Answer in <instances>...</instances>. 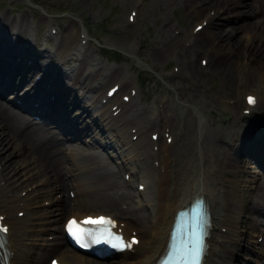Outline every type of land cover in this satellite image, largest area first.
Wrapping results in <instances>:
<instances>
[{
	"label": "bare ground",
	"instance_id": "1",
	"mask_svg": "<svg viewBox=\"0 0 264 264\" xmlns=\"http://www.w3.org/2000/svg\"><path fill=\"white\" fill-rule=\"evenodd\" d=\"M156 1L158 2V5L162 11H164V9H166L169 6L174 5L176 2V0H156ZM193 1L196 2L197 4L196 6L192 4ZM221 2L226 3L227 0H223ZM183 3H185L189 12L195 14L197 13L196 11H198V9L200 10L199 13L205 12L209 7L217 4V0H183ZM220 5L221 4H218V6ZM240 10L242 12L247 13L248 15H251L252 18L241 20V22L235 25H231L228 31L225 30L226 33H235L237 29H240L242 31V36H243L241 37L242 38L241 39L237 34H235L234 37L228 35L229 37H224L222 39V41L224 40L225 43L228 44L231 50L229 52L231 53V55L227 59L226 63L235 62L236 63L235 65H237V63L239 65L240 63L239 57L242 55L246 56L247 60H245V66L240 68V70L237 73V74H240L241 80L244 79L245 81L246 80L250 81L252 78L255 77V74L258 77L264 78V14L262 16V12H264V4H261V5L260 4L259 5L258 4H244V7H241ZM215 13L217 14V12ZM2 14L3 15H1L0 18L3 19V21H6L8 26L11 29H14L15 31L18 30V34L15 33L14 36H12L10 33V35L7 36L0 29V54L2 57L9 55L5 53L6 49L8 48L14 49V46H17L20 48V51L16 50L17 53L10 54L11 60L8 62V64L13 63V70L16 71L17 75L22 76L21 72L23 68L25 69L26 67L29 70L32 69L34 71L44 70L43 77L47 78V80L45 81L43 85L45 90L51 91V88H53L52 85H54V89L58 91V98L60 100L65 101L67 97H69L71 101H76V97L73 92L72 84H69L68 82H66L67 83L66 84L60 81V79H64L63 75H66V71L58 69L56 73H53L51 70H49L53 68L54 64L56 63L60 64L59 61L57 60L55 61V59L53 58L56 55L59 47H61V51L59 50L58 53L61 52L64 54H68L70 52V45L65 41L71 36L72 26H73L72 22L69 21L66 23L65 28L63 29L60 35V38L63 40L57 42L56 44L57 47L53 48L51 46L38 43L37 39L35 38H34V41H30L29 39L25 40V38L22 37L23 31H28L30 29L27 23L28 21L27 19H29L28 16L26 15L24 16L23 13H20L19 19H23V20L18 21V20H13L11 18H8L7 17L8 13L6 12H3ZM40 18L41 16H39V19ZM210 18L211 20H208L207 22H205L204 25H208L209 21L212 22L213 17H210ZM0 22L3 24L2 21ZM33 22L35 23V20H33ZM36 22L38 23V21ZM213 22L215 21L213 20ZM204 25H202L199 29H201ZM33 29L35 30V32H37L36 27ZM160 29H163V31L165 29L168 30L167 24H163V26L160 24ZM215 30L216 29L211 28L208 30L204 29L199 32L196 31L197 33H195L196 34L195 38L193 36L194 42L197 41L198 43L199 42L204 43V40L207 38V36H210L209 34L214 33ZM220 31H221V34L224 33V28H222V30ZM75 34L76 32L74 33V35ZM166 34H167V38H166L167 41L163 39L161 41V44L158 47L150 51V53L156 58H159V59L166 58V54H165L166 52L164 53V48L168 43V39H172L173 37H175L174 35H171L169 32H166ZM242 41H245V43ZM253 41L257 42L255 43L256 46L255 44H253L254 43ZM160 46L162 47L160 48ZM177 55H178V62L180 63V66L184 69H187L193 77H199L200 72H201L200 68H196L193 64L194 62L192 63L187 48L183 46H179L177 49ZM61 56H62L63 61L68 60V58L65 55L61 54ZM27 61H29L28 64H26ZM208 61L215 67L220 66L222 63L219 53L218 55H214L213 53H210ZM0 63L2 66L7 68L6 61L1 60ZM82 64H90V61L82 62L81 60L79 64L76 63L74 67H72L69 70L71 77L74 78L75 80L74 82H79V77H80L79 73H81L79 68L81 67ZM118 72L119 71L117 68L108 70V69H102L99 67L91 68L89 71L92 78H97V81H101V82H103V80L108 79L109 77H112L113 74H116ZM6 84H9V83H7V81L0 82V86H4ZM81 84L82 83H80V88H81L80 90L85 92ZM262 84L261 85L264 86V83ZM10 87L13 88L12 85H10ZM259 88L261 89L262 94H264V89H263L264 87H259ZM180 89L184 90L183 93L181 92L182 93L181 98L184 99L185 97H187V99L189 100H191L192 98H195L196 100L197 94L193 92L194 87H191V86L188 87V86L182 85ZM180 89H179V92H180ZM86 93L87 95L93 97L95 91H90L89 89L88 91H86ZM160 96L161 95H158L156 100H158ZM29 97H32V96H29ZM238 97H240V95ZM159 101H160L159 106H161V108H159V115H158V111L154 112L156 116H159L158 121L156 119H150L147 123L148 126H153V127L162 126L163 121L161 120L162 119L161 116H168L174 108L172 105L173 103L171 102L169 97L163 96L162 100H159ZM134 102L136 106L141 105L139 101L136 100V98ZM195 102L198 106H201V107L203 106L202 102L200 103L197 101ZM244 103L245 101L241 100V102L239 103L232 104V109L236 108V106L239 104L241 107V105ZM120 111H122V108H120ZM136 112H137V117L140 118L144 112V109L142 108H139L138 110L136 109ZM101 118H102V113H101ZM117 119H118V116H117ZM21 120H22L21 116H19L17 112H15V109L10 108L9 110H6L4 106L0 105V177L4 178V176L8 173L6 167L10 166L12 168L11 169L12 175L14 172L16 179H18L19 175L22 173L24 175L26 173V176L28 178L33 177L36 174L38 175L40 173V174H45L44 180L48 181L49 184L53 183L55 187L61 188L64 184V181L68 182V180L63 177H60L59 164L61 162V159H60L59 153L54 147L55 143L44 134L43 126H41L40 124H28V125H25L26 128H22L20 126V122H23V121ZM229 122L230 123H227V125L222 130L217 132L218 137L224 138L227 134H229L231 135L232 138L238 139L237 149H244L247 153H249V156H252L254 158L264 159V136L261 134V132L254 128L250 130H246V131H239L238 128L236 127L235 118L230 120ZM123 124H124L123 122H120V126L118 124L117 126L121 129V128H124ZM113 125L106 124L107 128H105L104 136L107 133H109L110 135H113L114 131L116 130L115 126ZM145 130H146V127L142 130V133H141V136L143 138H145ZM176 137H178L181 142L186 143L188 134L186 135V134L178 132L177 134L173 136V140H175ZM201 142H202V145H201ZM137 144L140 145L139 150L135 142L134 150L131 153L127 154L125 157H123L121 153V156L123 160L129 163L127 165H123V167L130 169L133 177H135V175L140 177L139 182L142 183V189L140 191L141 192L140 194L144 195L145 197L144 203H146L145 205H147L148 207V210H145V213L148 215L154 216L153 225L152 227H150V232H149L151 234V236L149 237L150 238L149 239L150 248H141L137 250L136 253L142 254V256L136 255L132 257H127V260L120 259V258L115 260V258H111L107 260L94 261L93 259L84 258V257L73 258L71 260L64 258V259H67L66 261L69 260L68 261L69 264H134V263L149 264L162 250L164 246L165 238H166L167 229H168L171 217H172V213L174 209L180 205V204L179 205H169L170 212L166 220L164 221V216L161 215V210L159 209V206H160L162 198L166 197L167 194L169 193L168 188L166 187L165 183L167 181H170L172 178L174 181H176L178 178V176L175 175L174 173V170L176 169V165H177L176 156L178 154L177 153L178 151L176 147L174 146L167 150V147L169 144L165 142H161L159 144L161 148V152L150 150L149 144L143 139L141 140L140 144L138 142ZM215 146L217 149L214 152ZM222 149H223L222 146L219 143H216L215 140L213 139L204 138L202 141L200 140V154L199 155L207 159H212L216 167L223 168V166L228 167L229 162H227V159L221 160V158L219 157V153L222 152ZM73 152L79 162L88 166V170L86 171V177L90 178L89 179L90 183L94 185V187L92 188V191L100 199L97 202V206L104 207L105 209H110L107 202H111V200H110V197L103 194L102 183H106V184L113 183L109 177L114 176L115 174L112 171L105 169L104 166H101V160L98 156L92 155L91 153L81 150L78 144H76V142H74L73 144ZM163 153H164L163 157L159 158V156ZM31 154H34V158L36 160L35 164L29 160L30 158L29 156H31ZM257 154H260L261 156L260 155L258 156ZM11 155H16V157L14 159L9 158ZM151 158H156V160H158L159 158V161H157V164L152 163L151 165H149ZM12 163L14 164L13 166L10 165ZM21 165H23V167H21ZM238 165L239 164L235 163L233 164V166L235 167H232V166L231 167L232 169L233 168H239V169L241 168L242 170L244 169L242 167H238ZM154 169L156 171L155 174H154ZM258 174L263 179H261L260 183L257 186L262 187L264 189V173L259 172ZM219 175L225 176L224 173L222 172V169L220 168H219ZM132 180L133 179L130 178V181ZM232 181L233 179L229 178V183ZM241 184L242 182L241 181L239 182L238 178H236L234 182L229 184L230 190L228 189L227 191L228 201H226L228 206L225 210L232 209V207L234 206V197L238 196L237 193L242 187H244L245 188L244 190L248 192L252 189V186L254 183L252 184L251 182H249L248 184H245V186H242ZM9 185L11 184L9 181H7L6 186H9ZM43 187L45 186L43 185L42 188ZM2 189L3 188L0 187V208L3 209L0 212H2L5 215L7 222L12 228L13 223L10 220V218L13 216L11 214V210L13 209L15 205L11 204V202H14L12 201L14 199L11 196H14L15 194L14 193L15 187L10 186V190L12 191V194L10 196L4 194ZM50 189L51 188H49V186L47 185V188H45L43 192L44 193L50 192ZM199 192H202V191H199ZM60 194H61L60 200L57 201V206H56V208H58V213L56 211L57 215L54 216V219H58L61 213L64 210H66L67 207L68 208L70 207L69 198L63 195V193H60ZM193 194H191L189 198ZM248 194L249 195L245 197L246 204L241 207V208H245L244 218H247L246 223L249 227H254L260 223L261 228H264V221L259 218H255L251 214L253 209H255L256 212H259V210H258V206L256 205V203L250 197L252 194V190ZM249 210H251V212ZM140 211L142 213V210ZM131 221L142 232L146 231L147 228L149 229V223L147 221L145 222V220H143L137 214H135L131 218ZM214 227H216V221H212L211 228H214ZM123 229L125 230L126 233L129 231L127 230L128 228L126 227H123ZM160 232H162V235L160 234ZM60 236H61V232H59L58 238ZM58 238L54 241V243H59ZM211 239L212 238L209 237V241ZM206 241H207V238H206ZM54 246L55 245L50 246L49 248H53ZM47 248L48 246H46V248L32 249L30 252H28L27 255H22L21 251L16 250V253L14 255V260H17L19 264H26L27 262H24L25 259H27V261L30 262V264H38L44 251ZM260 249L261 251L264 250L263 245H261ZM212 250L213 249H210V247L208 248L209 254H211ZM0 251L2 253V256L7 257L10 264H12L11 259L8 257V253L11 251V246L8 242H6V236L4 239H0ZM62 253H65V249L62 250ZM205 257H206V254H205ZM219 259L221 260V262H217L216 264H224L226 263L225 262L226 260L230 261L227 264L231 263V260H230L231 257L229 254L227 255L224 253L223 257L219 256ZM205 264H208V261H206Z\"/></svg>",
	"mask_w": 264,
	"mask_h": 264
},
{
	"label": "rangeland",
	"instance_id": "2",
	"mask_svg": "<svg viewBox=\"0 0 264 264\" xmlns=\"http://www.w3.org/2000/svg\"><path fill=\"white\" fill-rule=\"evenodd\" d=\"M22 1L24 2V4H22V5H30V6L34 7L36 9V11H38V9L35 7L38 3L36 0H29V2L25 1V0H0V6H2L3 9L5 7H8L9 13H11L12 9H10V7L12 8V5H14L15 3H20ZM40 1H41L42 7L46 8L48 10L51 9V4H55L57 2V0H40ZM137 2H138V0H135V4ZM182 3H183V0H181V2H180V0H178V1L176 0L175 4L171 6L172 8H170L164 14H160L161 11L159 12L158 8L154 6L153 2H148V3L145 2L142 4V9H139L140 12L138 10L136 21L134 23H132L133 25H136V26L127 27L126 30L125 29L121 30L123 27H122V25H120V23L125 22V15H126V9H127L125 3H123V0H91V1L89 0V3L87 2V0H79L78 2H72V0H67L64 5H69L71 7H74L76 4H78V5L84 6L85 7L84 9L89 8V10H91V12H92V14H91V20H92L91 23L92 24H90V23L88 24V27H87L88 33L93 34L95 37L102 40V42H104V43H107L109 45L120 46L122 48H125L126 50L128 49V51H131L132 54L134 55L133 62L135 65H139V63L146 64L148 69L153 70V72H150V71H147L148 69H143V68L137 67V69L140 72L139 74L142 75V78H141L142 82L139 84L138 81L136 80L134 87L136 89L138 86H140V92L143 96V97H141V101H143L145 99L150 100V98H151L150 95L151 94L153 95L155 93L162 95V96L164 94L168 95L171 98L172 102H174V104L178 108L177 115H180L183 117L184 122H182V123L184 125H187L186 123H188V121L191 120L190 119V117H191L190 111H191V113L193 112L192 106L197 105L196 102L193 101V100H195V98H192L191 100L187 99L189 104L192 105V106H190V105L181 103L179 99L174 101V95L175 94H178L179 96L182 95V93L184 92V90L180 89L182 87V85L188 86V87L191 86V87H194L193 92H195L197 95L202 92L201 93L202 95L200 94L199 96H203V98H204V94L206 96L210 95V97L213 95L216 96L215 102H213V105L215 104L216 108H213V106L209 107L210 104H208V102H206V98H204L205 101H203V100L198 101V102H202V104H203L202 107L198 106V105L197 106H198V108H202L201 111L200 110L199 111L202 113L203 118L205 116V118L207 119L208 122H210L212 120L211 123L217 124L218 119H219V121H221L220 118H223L225 116V113L222 112L223 108H225V110L228 109L230 113L234 112L235 110L238 109L237 107L232 109L231 105H227V104L231 103L233 101H234V104L240 102V99L242 98V94H241L240 90H242L243 87H245V89L251 90V87H249V86L253 85V86H256V88L260 89L259 87H264V86H262L263 85L262 83H264V78L258 77L255 74V77L252 78L250 81H248V80L245 81L244 79L241 80L240 74H237V73L240 70V68L245 66V60H247L246 56L242 55L239 57V60H240L239 65H238V63H237V65H235L236 64L235 62L226 63L227 59L231 55V53H229L231 50H230L228 44H226L224 40L222 41V39L224 37H229V36L234 37L235 34H237L240 38L243 36H242V31L240 29H237L235 33H222V34H221L220 30H222L224 25H227V24L234 25V24L241 22V20L238 19L236 21H230L229 18H223L226 21L219 20V19H212V22L211 21L208 22V25H206V26L204 25L201 29L197 30V32L202 31L204 29L208 30V29L212 28V29H216L214 31V33L209 34L210 36H207V38L204 40V43H200V42L198 43L197 41L194 42L193 36L195 38V35H196L195 33H197V32H195L194 35H191L189 32V27L191 26L192 22H195V21L200 19V16H197L198 14H200L199 13L200 10L198 9V11H196L197 13H195V14L191 13L188 11L185 3H183V4ZM192 4L195 5V1H193ZM157 5H158V3H157ZM58 6H63V5L58 4ZM5 9H7V8H5ZM6 12H7V10H6ZM84 12H85V10H84ZM84 12H83V15H84ZM243 13H245V12H243ZM216 15L218 16V15H222V14L217 13ZM87 16H89V15H87ZM244 16H245L244 19L252 18V16L248 15L247 13H245ZM8 18H10V16ZM65 18H66V20L67 19L71 20V21L73 20L72 16H66ZM244 19H242V20H244ZM213 20L215 22H213ZM36 21H38V23L42 22V21L44 22L45 19L42 17L39 19V16L36 15L35 16V22ZM168 21L170 24H168ZM27 23H28L30 29L28 31H23V33H22V37L25 38V40L29 39L30 41H34V38H35V39H37L38 43H42L44 45L51 46L54 48V46L52 44H45L42 41V34L37 30V28H36L37 32H35V30L33 28H35L36 26L33 24L34 23L33 20H28ZM160 24L162 26H163V24H167L168 32H169V25H170V27L173 29V33L175 34L174 35V34H171L169 32L171 35H174L175 37H173L172 39H168V43H167L168 46L166 45L164 48V53L166 52L165 53L166 54V60H165V58L164 59L156 58L150 53V51L154 49V48H152V46L154 47L152 42L156 44V47H158L161 44V41L163 39H165L167 41V39H166L167 37L163 36V34H166L167 30L165 29L163 31V29H160ZM15 33L18 34V30H16ZM189 34L191 37L189 36ZM134 37H135V39L139 45H136V44L131 42ZM155 37L159 38L160 42H154ZM190 38H191L190 47L194 48V50L196 49V52L192 56L190 55L189 52L188 53H189V56H190L192 63L194 62L193 63L194 66L196 68H200L201 72H200L199 77H193L187 69H184L181 66H178L176 64V62L172 58H169V56H168V55H170V54H168V52L170 51V49H172V47L178 48L179 46H181L180 45L181 40H186V39L189 40ZM175 39H176V41H175ZM192 40H193V42H192ZM243 40H244V38H243ZM242 42L245 43V41H242ZM253 42H254L253 44L257 43L256 41H253ZM255 46H256V44H255ZM161 47L162 46H160V48ZM137 49H140L141 55L138 54ZM59 50L61 51V47L58 48V51L53 58L55 59V61L57 60V61H59L60 64H62V62L60 60V57L62 58V56L60 54L61 52L58 53ZM176 53H177V50H176ZM210 53H213L214 55H218V53L220 54V59L222 60V63L220 66L215 67L214 65H212L208 61ZM201 55L208 58L207 64L204 67H201L198 64V56H201ZM173 65L174 66L176 65V67L178 66V70L171 72V74H167L168 76H171V75L174 76V77L172 76L170 78V80L169 79L167 80L168 86L171 85V87H170L171 91H170L169 87H168V89L163 87V81L161 80V78H162L161 74L163 71L168 72L169 70H171ZM179 65H180V63H179ZM118 71H120V70L118 69ZM135 73H136V71H135ZM113 75H115V74H113ZM109 78H111V77H109ZM101 83H102L101 81H98V84H101ZM153 84H155L154 88H156V91L153 90V92H152ZM237 85L242 89H239V91H237L235 89L237 87ZM179 89H180V92H177V91H179ZM253 91H257V90L254 89ZM173 93H175V94H173ZM240 94H241V96L238 97ZM242 100H243V98H242ZM263 102H264V98H263ZM263 102H261V104L258 106V108H257L258 111L259 110L264 111L263 110L264 106H262ZM142 104H143V102H142ZM178 104L180 105V107H178L179 106ZM184 108H187V109H184ZM214 109H215V113H213ZM232 110H234V111H232ZM227 114H229V113H227ZM187 115H188L189 119H188ZM232 119H234V117H230L229 121ZM229 121L227 123H230ZM193 137L195 140H197L200 138V135H198V133L196 132V133H194ZM199 145H200V142H199ZM199 154H200V152H199ZM32 155L33 154H31V156ZM15 157H16V155H11L9 158L14 159ZM13 163L10 165L13 166L14 165ZM248 163H249L248 159H246V156H244V155L242 157H240V159L237 163V164H239L238 167L244 168L243 169L244 171L242 170L241 173L237 172L238 176H239L238 181L239 182L240 181L245 182L244 184H241L242 186H245V184H248L249 182H251L253 184L254 180L252 178L255 177V175H256L255 174L254 176H251L249 174V172L246 171L247 167H248ZM21 167H23V165H21ZM232 167H235V166H232ZM13 174H14V172H13ZM11 175H12V173H11ZM22 175H24V174L23 173L20 174L19 177H21ZM24 176L25 177L21 180L28 179V177L26 176V173ZM135 177H137L138 181H140L139 176L135 175ZM135 177H133V175L131 176L132 179H134ZM241 178L243 181L241 180ZM232 179L234 180V178H232ZM14 180H17L16 177ZM23 185H25V184L16 185V187L14 186L15 187L14 193L15 194L18 193L21 197H23L24 195L27 196V194L30 193V191L37 194L36 190L30 189L31 184L27 185L25 187V190H24V191H26V192H24L25 194L24 193L20 194L18 191H20V189L23 187ZM42 186H40V187H42ZM229 188H230V186H229ZM244 189L245 188L242 187V189H240L237 193L238 196L234 197V206H233L234 208H233V211L231 210L232 212H234V209L239 210L238 207L244 205L243 202L245 201L244 200L245 197L247 195H249L248 193L251 192V190H252L251 189L250 191L247 192ZM57 190H59V188H57ZM60 195L58 196V198H56L58 201L60 200ZM17 200H20V199H17ZM22 200L26 201V203H29L28 202L29 199H27V198L26 199L22 198ZM41 206H43V205H41ZM98 207L105 209L104 207H100V206H98ZM0 209L3 210L2 208H0ZM66 209H68V207ZM35 211H37V212L40 211L39 206H36ZM45 211L50 212V210H45ZM249 211L251 212V210H249ZM244 213H245V208H244ZM258 213L259 212H256L255 209H253L251 212V214L255 218L261 219L259 217ZM55 215H57V214L53 210L52 214L50 216V217H52L51 223L57 222L58 227H60L61 220L59 218H58L59 220L54 219ZM16 216L19 217V215H16ZM29 220H31V219L29 218ZM30 222H32V220ZM244 223H245V230L243 231L244 239L248 238V240H250V239L254 240L257 230L261 229L260 223L254 227H249L250 231L247 230L245 218H244ZM37 233H41V235H45V234L49 233V231H42V232H37ZM56 235H57V233H56ZM57 238H58V236H57ZM35 247L36 246H33L30 249L46 248V246H41V247L37 246L36 248ZM50 252L51 251L44 252L43 259ZM25 255H27V253ZM245 255H246L245 250L242 249L240 255H238L236 257V260H237L236 264H238V263L248 264L246 261H244ZM119 257H120V255L109 257V258L110 259L115 258V260H116ZM109 258H107V259H109ZM38 264H40V263H38Z\"/></svg>",
	"mask_w": 264,
	"mask_h": 264
},
{
	"label": "snow or ice",
	"instance_id": "3",
	"mask_svg": "<svg viewBox=\"0 0 264 264\" xmlns=\"http://www.w3.org/2000/svg\"><path fill=\"white\" fill-rule=\"evenodd\" d=\"M249 104H253L255 101L252 97L248 98ZM200 214H198L199 216ZM80 224H91V225H105V224H111L112 226H115L114 221H111L110 218L107 217H99V218H92L88 217L84 221L79 222ZM67 230L69 231V234L72 235L76 242L79 244L80 247H88L91 245H99L101 243H109V237L112 235L110 229H105L100 233L93 232L91 230L84 229L79 226L78 222L73 219L70 220L67 224ZM7 229H3V231H6ZM191 238L189 240L185 241V248L186 252L184 255V259L186 261V264H202L203 255L206 251V245L204 243V227L200 223V220L197 219L193 223V230L190 234ZM137 241L133 239L129 244H127V247H131V244H135ZM121 244L123 245V241H121ZM191 245V247H188V245ZM115 247V245H113Z\"/></svg>",
	"mask_w": 264,
	"mask_h": 264
}]
</instances>
